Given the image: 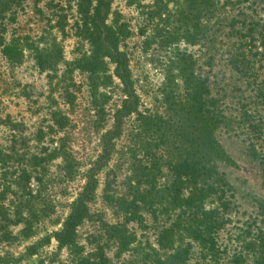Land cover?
I'll use <instances>...</instances> for the list:
<instances>
[{
    "label": "rangeland",
    "instance_id": "1",
    "mask_svg": "<svg viewBox=\"0 0 264 264\" xmlns=\"http://www.w3.org/2000/svg\"><path fill=\"white\" fill-rule=\"evenodd\" d=\"M84 17L77 0H15L0 18V42L22 49L13 61L0 44V264H71L97 243L110 264H128L96 220L77 227V248L56 233L89 176L97 183L90 212L109 223L124 221L115 198L172 181L170 164L188 147L181 130L195 120L188 93L198 87L194 110L218 116L214 134L234 164H219L227 185L205 204L221 221L218 253L211 260L195 246L189 264H256L264 253V0H113L106 21L126 25L119 47L138 99L104 158L126 95L108 58L84 67ZM53 45L60 55L40 68L36 49ZM142 212V224L127 226L154 244L175 213Z\"/></svg>",
    "mask_w": 264,
    "mask_h": 264
},
{
    "label": "trees",
    "instance_id": "2",
    "mask_svg": "<svg viewBox=\"0 0 264 264\" xmlns=\"http://www.w3.org/2000/svg\"><path fill=\"white\" fill-rule=\"evenodd\" d=\"M14 1L0 0V18H3L4 12ZM112 1L77 0L81 11L85 13V19L79 24L78 31L91 46V56L86 60L84 67L93 71L108 58L114 64L113 74L120 80L126 95L114 113L113 129L105 133L106 147L102 158L106 157L108 149L110 150L107 145L111 141V136H118L121 133L123 119L136 111L138 99L133 89L128 58L119 47L121 36L126 32V25L124 23L114 25L106 21ZM84 4L89 5L83 8L81 5ZM0 44L2 53L10 60L14 61L20 55L22 49L14 42L3 44L1 41ZM52 48L36 49V64L40 68L52 67L53 58L60 55V47L53 45ZM188 94L192 97L191 113L194 114L195 117L192 119L195 120L190 121L191 132L181 130V136L185 137V134L187 136L188 147L179 156L180 161L177 159L175 163L170 164L172 181L159 187L137 188L133 190L129 199L115 198V203L124 213V221L109 223L90 212L88 202L94 196L97 183L89 176L62 228L56 233L60 245L77 248V227L84 220H96L102 229L101 238H106V243L111 242L114 245V256L120 260L127 255L128 264H134V259L137 264H189L195 246L199 248L200 255L204 257L207 255L211 260L217 255V232L221 221L217 207L210 208L205 204L209 197L215 196L219 201L221 194L224 193L223 185H227L225 173L219 170V164L233 165L234 161L215 137L214 131L219 125L218 116L209 115V112H203L204 109L197 110L198 114L194 110L197 106L195 102L200 101L203 96L202 87L195 88ZM111 144L113 145V142ZM142 210L154 219L159 216L171 219V213H175L169 225L158 231L154 244L139 239L127 226L128 222L138 224L144 222ZM260 240L259 246L264 249V235ZM260 253L256 256V264H264V253L262 251ZM71 264H110V259L106 255L104 244L97 243L94 251L85 255L80 253ZM122 264H126L125 261Z\"/></svg>",
    "mask_w": 264,
    "mask_h": 264
}]
</instances>
